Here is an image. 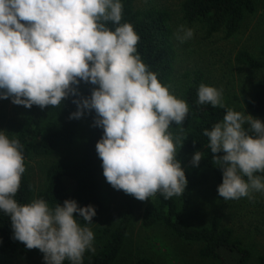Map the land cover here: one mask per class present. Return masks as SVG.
Wrapping results in <instances>:
<instances>
[{
    "label": "clouds",
    "instance_id": "obj_1",
    "mask_svg": "<svg viewBox=\"0 0 264 264\" xmlns=\"http://www.w3.org/2000/svg\"><path fill=\"white\" fill-rule=\"evenodd\" d=\"M123 19L121 0H0V100L41 110L59 108L69 97L76 111L69 119L95 113L103 130L96 143L106 182L117 191L148 201L184 195L188 180L177 149L189 105L162 85L138 53L140 36ZM111 23L114 28L107 25ZM184 43L194 31L178 26ZM94 86L81 96L80 83ZM197 103L225 110L222 120L204 129L222 183L224 200L253 199L264 193V122L228 108L223 90L200 84ZM222 153V155H217ZM197 151L191 164L198 167ZM26 172L23 145L0 130V212L9 217L12 239L43 253L44 264H83L95 252L96 209L65 200L53 208L42 198L21 204L16 195ZM245 177L247 179H245Z\"/></svg>",
    "mask_w": 264,
    "mask_h": 264
},
{
    "label": "trees",
    "instance_id": "obj_2",
    "mask_svg": "<svg viewBox=\"0 0 264 264\" xmlns=\"http://www.w3.org/2000/svg\"><path fill=\"white\" fill-rule=\"evenodd\" d=\"M139 0H121L123 19L121 23H129L140 36L137 45L142 61L150 71L158 76L162 85L171 86L175 75L177 51L174 44L172 17L166 10L156 8L139 10ZM182 14L188 24H200L205 27L208 38L225 33L226 38L234 37L241 29L249 15L256 12L255 0H184ZM109 28L114 25L109 23ZM235 62L252 70H264V42L259 50V57L247 51H241ZM206 84L203 74L197 72L191 84L183 93L189 105V114L183 122L184 145L177 149V158L185 165L193 155L202 152L199 166H193L186 172L188 185L184 195L165 200L159 193L154 196V203L147 205L143 211L142 226L151 229L161 226L184 243L198 245L199 254L204 259H212L218 264H248L253 257L250 249L235 238L234 231L222 226V218L214 217L210 226L195 227L187 222V216L194 199L195 192L209 184L213 178L219 186L222 183V172L212 160L208 149V138L203 136L204 129L222 120L226 114L224 109L212 108L211 105L197 103V90L200 84ZM94 86L80 83L78 91L81 96H90ZM69 97L59 108L38 106L25 110V120L19 132L10 138H18L23 145L26 172L21 180V187L16 200L30 203L42 198L51 207L57 203L61 206L65 200H75L80 207L92 205L96 209L93 223L86 224L78 218L81 226L90 229L104 212L105 202L101 194L99 175L100 163L96 152V143L103 135V130L93 127L95 113H86L81 119H69L75 112L76 105ZM9 102V100H0ZM228 108H230L227 105ZM248 108L255 116H264V79L257 83V91L250 99ZM87 127V139L81 155L75 160L57 161L46 171V186L35 194L30 183L27 166L32 158L57 156L63 148L75 147L80 144L83 129ZM222 155V153L217 154ZM257 175H264L257 173ZM245 179H247L245 177ZM134 201L128 202V210L121 216L116 228L109 233L100 250L91 254L85 252L83 264H118L119 256L124 248L130 224L134 218ZM12 228L9 217L0 212V264H14L17 261H30L42 257L38 249H27L26 246L12 239ZM65 264H69L65 261ZM136 264H157L151 258H140ZM257 264H264V255L258 258Z\"/></svg>",
    "mask_w": 264,
    "mask_h": 264
},
{
    "label": "rangeland",
    "instance_id": "obj_3",
    "mask_svg": "<svg viewBox=\"0 0 264 264\" xmlns=\"http://www.w3.org/2000/svg\"><path fill=\"white\" fill-rule=\"evenodd\" d=\"M184 0H139V10L156 8L166 10L172 17L174 44L177 51L175 75L170 91L177 98L184 100L183 93L194 75L201 72L206 85L223 90L224 103L236 111H245L253 118L264 122V116H255L248 108V103L257 91V83L264 79V70H252L238 65L235 58L241 51H247L259 57V50L264 42V0H255L256 12L243 22L240 31L227 39L225 33L207 37L206 29L200 24H188L183 18ZM183 25L194 31V37L184 43L176 39L178 26ZM25 120V110L13 105L11 101H0V130L9 136H15ZM174 135L182 132L172 125ZM82 141L78 146L63 148L57 156L32 158L28 161L27 174L35 194L46 186V171L57 161L77 159L85 146L87 127L84 126ZM177 158V157H176ZM178 160V158H177ZM192 157L181 165L185 173L192 169ZM99 183L105 202V209L91 228L94 233V248L97 253L105 243L121 218L128 210V202L134 201V218L130 224L124 248L118 264H136L140 258H151L157 264H218L212 259L200 256L198 245L187 244L172 235L167 229L157 226L145 229L142 217L145 207L154 203L139 201L133 196L117 191L106 182L99 158ZM222 172V171H221ZM217 184L211 178L208 185L195 192L188 216V224L195 227L210 226L214 217L222 218V226L234 231L235 238L253 253L248 264H257L264 255V193H253V199L247 197L239 200H224L218 195ZM14 264H44V258L37 257L30 261H17Z\"/></svg>",
    "mask_w": 264,
    "mask_h": 264
}]
</instances>
